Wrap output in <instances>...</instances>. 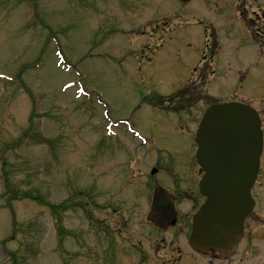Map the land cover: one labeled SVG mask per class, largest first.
<instances>
[{
    "label": "rangeland",
    "instance_id": "1",
    "mask_svg": "<svg viewBox=\"0 0 264 264\" xmlns=\"http://www.w3.org/2000/svg\"><path fill=\"white\" fill-rule=\"evenodd\" d=\"M20 1L26 3L0 0V73L11 76L0 78V171L6 173L5 179L9 183L7 188L0 172V264H104L108 242L112 246L106 264H163L151 250V247L161 249L162 242L156 243L157 236L143 230L146 215L141 214L148 212L151 198L148 202L142 197V205L132 207L136 204L131 198L126 200L112 189L117 186L115 180L120 182L113 168L120 170L117 176L129 180V176L121 171V163H127L126 154L118 148L110 153L114 140L106 142L104 139L109 134L106 107L88 102L97 94L90 90L97 89L103 94L115 117L132 115L144 135L158 139L157 150L163 152L150 154L151 160L164 159L180 173L182 162L193 158L192 138L188 135L190 126L181 125L177 114L154 110L145 101L176 92L174 86L187 78L192 67L202 60L204 34L193 25L191 32L177 27L164 33V43L160 38L155 39L162 47L151 54L153 62L162 65V60H166L167 64L177 67L172 79L161 82L152 75L151 65L141 70L136 68L137 52L130 44L135 33L131 31L141 27V22L150 14L164 16L161 17L163 22L168 20L166 16H181L195 22L192 15L195 13L212 24L218 46L215 57L207 50L206 58H203V63L214 59L217 73L207 86L208 96L219 102L227 101L233 95L239 99H255L264 91V57L259 55L257 45L240 17L237 0H194L190 4L178 0ZM32 5L39 7L35 11L38 13L39 10L42 17L34 15L35 12L28 15ZM94 6L103 8V14L98 15ZM104 6L110 7L112 19L113 9L115 15L120 13L112 23H107L104 18L108 9ZM124 10L126 17L122 13ZM175 21L178 20L168 24ZM101 22L104 27L98 33L96 26ZM149 32L152 33L150 27ZM52 35L57 36L66 61L86 77L85 86L90 90L79 100L75 96L77 85L65 92L61 90L67 80L77 78L75 70L66 73L51 51L41 69L21 72V76H17L22 65L33 61V56L39 54L45 40ZM122 41L125 43L115 50V44ZM144 58H147L145 53ZM242 69L247 73L240 83ZM195 80L197 83L198 76ZM198 94L190 99L198 98ZM195 113L198 115L199 111ZM30 126L46 138H52V142L37 145L35 140L28 138L25 144L16 147ZM113 128L110 135L116 141L118 134L120 140L129 139L122 126ZM128 139L125 140L129 142ZM197 167L194 164L184 172L185 175L188 177L190 172L198 177ZM148 172V169L143 170L144 178ZM159 180L165 185L170 182L166 175L160 176ZM148 181L142 183L148 185ZM16 186L21 191H39L53 202L69 198L66 211H61L60 215L66 233L58 231L54 214L47 206L12 192L10 187ZM97 187L99 196L92 198L91 205L84 207V203L74 201L76 194L91 189L92 195ZM193 203V200L181 201L179 197L177 208L181 213L187 212ZM123 214H126L127 225L123 224ZM95 216L102 221H95ZM148 228L146 225L145 230ZM160 234L170 236L169 233ZM127 243H138V246L127 247ZM172 247L168 246L169 249ZM187 249L183 251L184 255L189 253ZM180 250L182 247L174 250V254H179ZM114 251L115 258L112 256ZM168 252L171 255L173 251ZM179 263L189 264L190 261L179 260Z\"/></svg>",
    "mask_w": 264,
    "mask_h": 264
},
{
    "label": "water",
    "instance_id": "2",
    "mask_svg": "<svg viewBox=\"0 0 264 264\" xmlns=\"http://www.w3.org/2000/svg\"><path fill=\"white\" fill-rule=\"evenodd\" d=\"M197 142L200 145L198 156L208 171V185L214 184L216 178L237 179L245 176L258 166L262 148L259 117L253 109L241 103L215 104L202 120ZM240 186L245 187L243 182ZM248 193L249 183L244 191V194ZM218 207L216 200H213V204L202 210L198 216L199 233L194 241L201 248L209 245H217L220 248L224 246L219 242L220 239L229 232L236 231L234 223L224 225L220 231L205 227L204 218L210 212L209 209L215 210ZM229 210H233L231 205L228 206ZM213 216L219 220L221 213H214ZM204 231L214 233L204 234Z\"/></svg>",
    "mask_w": 264,
    "mask_h": 264
},
{
    "label": "flooded vegetation",
    "instance_id": "3",
    "mask_svg": "<svg viewBox=\"0 0 264 264\" xmlns=\"http://www.w3.org/2000/svg\"><path fill=\"white\" fill-rule=\"evenodd\" d=\"M257 9V11L252 10L257 16V19H254L256 24L254 34L256 37L264 38V3L261 2ZM253 195L256 199V208L246 219L245 237L238 246L236 257L234 259H231L232 257L225 258L223 264H251L249 257L254 255L257 250H264V173L260 179L258 177Z\"/></svg>",
    "mask_w": 264,
    "mask_h": 264
},
{
    "label": "trees",
    "instance_id": "4",
    "mask_svg": "<svg viewBox=\"0 0 264 264\" xmlns=\"http://www.w3.org/2000/svg\"><path fill=\"white\" fill-rule=\"evenodd\" d=\"M20 194H22L21 191H20ZM34 196H36V198H38L40 201L46 202L45 200L42 199V197L40 195H34ZM63 206H64L63 204H54V205H52L53 211L56 213V216H58L60 208H62ZM60 229H61V227H60Z\"/></svg>",
    "mask_w": 264,
    "mask_h": 264
}]
</instances>
